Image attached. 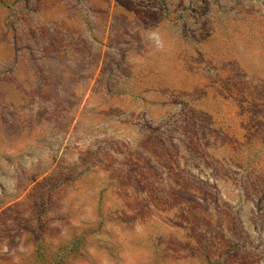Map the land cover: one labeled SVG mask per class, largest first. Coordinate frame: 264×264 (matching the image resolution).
<instances>
[{
	"label": "rangeland",
	"instance_id": "obj_1",
	"mask_svg": "<svg viewBox=\"0 0 264 264\" xmlns=\"http://www.w3.org/2000/svg\"><path fill=\"white\" fill-rule=\"evenodd\" d=\"M0 264H264V0H0Z\"/></svg>",
	"mask_w": 264,
	"mask_h": 264
}]
</instances>
